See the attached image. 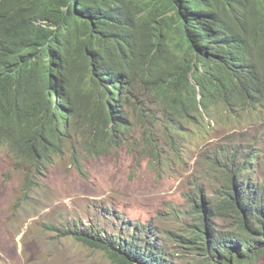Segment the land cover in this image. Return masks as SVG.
<instances>
[{
    "label": "trees",
    "instance_id": "trees-1",
    "mask_svg": "<svg viewBox=\"0 0 264 264\" xmlns=\"http://www.w3.org/2000/svg\"><path fill=\"white\" fill-rule=\"evenodd\" d=\"M72 1L79 0H0V22L3 24L0 27V73L6 71L0 79L8 74L0 81V152L6 149L13 152L17 163H25L28 167L27 171L23 168L26 171L25 196L39 184L38 174L63 153L69 136L81 127L92 131L93 135L92 143L86 147L87 155L97 156L123 144L132 118L143 122L149 117L162 125L165 144L179 158L180 146L192 132L223 128L232 121L241 122L264 110V35L259 60L244 39L234 42L223 30L219 31L215 46L205 45L202 34L193 28L196 23L193 6L197 0H164L178 13L166 15L159 22L158 46L166 45L172 34L180 30L181 42L188 43L192 50L208 52L207 55L213 53L220 59L214 67L207 66L206 75L197 79L201 94L198 100V91L186 72L174 81L162 70L168 60L154 52L147 34L156 27L153 22L138 20L139 7L133 3L131 21L141 31L133 45L144 50L148 62L169 83L157 90L150 84V92L138 93V69L121 66L118 57L108 56L110 67L107 77H102L104 83L95 82V77L79 69L86 51L79 45L72 46L74 36L91 41L87 51L105 40L73 29L77 22L71 8H67ZM157 10L162 12V3ZM49 62H58L69 69L76 90L74 102L67 93L55 99L47 91L45 68ZM21 77L25 86L37 90L17 100L11 96L14 85L11 81ZM86 95L89 100L85 99ZM30 101L41 105L48 116L45 128H27L16 123L28 115ZM156 102L164 109L151 108ZM171 116L178 122L171 121ZM155 141L148 143L146 140L140 152L157 167L161 148ZM232 143H220L217 153L206 160L209 168L216 171V180L209 185L214 202L206 204L200 198L193 204L196 220L188 242L193 251L200 250L204 255L201 264H243L264 257V183L254 170L259 165V147L243 151ZM223 150L227 154L222 156L219 152ZM73 153V165L84 175L82 157L76 151ZM202 188L194 179L192 191L202 196ZM106 214L117 216L112 211ZM215 218L229 219L233 227L217 231ZM43 227L59 237H71L102 251L113 264H175L158 238L143 236V232L151 233L152 230L138 223L132 230L123 229L118 233L83 226L76 218L61 224L47 223Z\"/></svg>",
    "mask_w": 264,
    "mask_h": 264
},
{
    "label": "rangeland",
    "instance_id": "rangeland-1",
    "mask_svg": "<svg viewBox=\"0 0 264 264\" xmlns=\"http://www.w3.org/2000/svg\"><path fill=\"white\" fill-rule=\"evenodd\" d=\"M150 134L159 140V166L140 152L148 139L138 125L129 133L126 144L102 155L82 156L86 178L73 165L71 153L64 151L38 174L41 185L28 196L22 186L25 165L18 164L13 154L1 152L0 264H113L102 251L43 227L75 218L83 226L114 233L132 230L138 223L152 230L143 232V236L158 238L175 264H201L204 255L200 250L193 251L188 239L196 220V199L203 198L206 204L214 202L209 185L216 180V171L206 160L217 153L222 142H233L243 151L257 146L260 158L254 170L264 183V114L257 121L244 120L214 129L199 139L192 137L179 154V161L156 126L150 125ZM74 138L77 149H81L79 140L87 138ZM219 154L226 155L227 151ZM194 179L203 186L202 196L192 191ZM110 211L117 216L107 215ZM230 222L215 218L214 227L228 231L233 227ZM243 264H264V257Z\"/></svg>",
    "mask_w": 264,
    "mask_h": 264
},
{
    "label": "clouds",
    "instance_id": "clouds-1",
    "mask_svg": "<svg viewBox=\"0 0 264 264\" xmlns=\"http://www.w3.org/2000/svg\"><path fill=\"white\" fill-rule=\"evenodd\" d=\"M163 1L164 0H105L103 3L102 0H79L78 2H69L67 8H71V12L77 22V26L73 29H81L87 36L98 35L105 40L102 45H95L87 51L86 49L90 46L91 41L86 38L74 36L72 39V46L74 44L79 45L86 51V57L79 69L89 76L95 77V82L104 83L102 77H107L110 67L108 56H112L114 59L118 57V63L121 66H131L138 69V93L150 92L148 87L150 84L152 85L151 88L156 90L169 85L148 62L144 50L137 45H133L137 33L141 32L139 26L131 21V12L134 8V3L139 7L137 10L138 20L147 23L153 22L156 27L155 29H150L147 34L153 45L154 52L157 53L159 57L168 60L164 63L162 70L168 73L174 81L182 78L183 74L186 72L189 81L195 85L198 91L197 99L200 100L201 94L199 93L197 79L202 75H206L208 70L207 66L214 67V63L220 59L213 53L207 55L208 52L204 53L192 50L188 43L181 42L180 30L172 34V38L167 41L166 45L161 47L158 46L157 36L160 31L158 27L159 22L166 15L178 13L176 9L169 8ZM160 3H162V12L157 10V6ZM193 10V20L196 21L193 28L202 34L205 39V45L215 46L219 40V31L223 30L227 32L230 39L234 42H238V39H244L247 45H249V49H252L255 58L257 60L260 59L262 51L261 40L264 35V0H197L193 6ZM2 25L3 24L0 22V27ZM5 72L6 71L1 72L0 76ZM45 73L46 89L49 94L55 99H58L61 95L67 93L72 97L74 102L76 90L72 85L69 69L58 62H49L45 68ZM7 75L8 74L4 75L0 81H4ZM11 83H14L11 88L13 92L11 96L17 100L25 99L30 96L29 93L37 90V88L33 86H25L23 77L17 81H11ZM85 99L89 100L90 97L86 95ZM72 104L69 107H71ZM69 107L67 109H69ZM155 107L160 110L164 109L163 105L159 102L151 105V108ZM28 108V115L22 120L24 123L20 120H17L16 123L27 128H45L48 123V116L44 113L42 106L35 101H30ZM81 110L83 111L84 109ZM263 114L264 110L258 115H251L250 117L242 119L241 122L244 120H249L251 122L257 121ZM205 120H208V118L205 117ZM171 121L178 122L174 116H171ZM241 122L232 121V123L228 125L235 126ZM138 125L142 126V132L147 135L148 143L154 139L150 134V125L156 126L160 137L164 138L161 124L154 123L149 117H146L143 122L139 121L137 118H132V126L126 135H124L126 140H124L122 145L126 144L129 133ZM211 131L209 128L207 130L201 129L199 133L192 132L185 140V144L180 146L179 154L184 151L186 143H191L192 137L199 139ZM74 136L87 138L86 140H79V143L82 145V148L79 150L74 143L76 140ZM92 137V131L89 132V130L84 127L79 128L72 137L69 136L66 143L67 146L65 145L66 148L63 152L66 150L69 151L72 157L74 154L73 151L80 153L81 157L87 155L88 151L86 147L92 143ZM154 143L159 144V140ZM118 147H113L111 150ZM1 152L13 154V152L7 149ZM177 159L179 161L178 157ZM160 160H162L161 156ZM53 162L51 164H53ZM22 164L25 165V163ZM23 168H26V165ZM76 169L81 176H87L84 164V175L78 168ZM26 171L22 169L23 184ZM40 185L41 183L39 182L28 195Z\"/></svg>",
    "mask_w": 264,
    "mask_h": 264
}]
</instances>
